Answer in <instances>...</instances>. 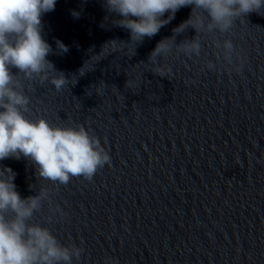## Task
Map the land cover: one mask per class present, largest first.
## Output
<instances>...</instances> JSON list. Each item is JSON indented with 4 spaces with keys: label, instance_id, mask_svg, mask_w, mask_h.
Listing matches in <instances>:
<instances>
[{
    "label": "clouds",
    "instance_id": "1",
    "mask_svg": "<svg viewBox=\"0 0 264 264\" xmlns=\"http://www.w3.org/2000/svg\"><path fill=\"white\" fill-rule=\"evenodd\" d=\"M56 3L57 0H0V161L23 157L34 165L40 179L67 185L73 177L91 181L99 169L110 166V156L99 138L83 125L53 126L43 118L28 119L25 113L29 111V97L17 74L11 71L18 69L27 81L50 80L57 91L68 85L69 79L47 59L52 47L43 36L42 17L54 11ZM103 4L108 13L115 14L113 24L130 33L128 44L135 46L156 36L181 8L191 6L189 18L173 29L171 37L160 40L149 55L154 73L160 76H166L170 69L159 60L169 56L174 48L177 54L199 57L200 33H228L238 18L264 10V0H103ZM73 16L78 17L79 13L73 12ZM189 28L195 30L196 36L177 44L176 36ZM55 42L61 53L68 52L62 41ZM119 44L125 43L108 41L102 51L106 46L118 50ZM215 46L236 73L243 71L242 58L237 56L238 63H234L232 40L225 39L222 44L217 41ZM206 67L211 71L216 64L209 61ZM53 72L57 74L52 75ZM15 176L10 167H0V264H73L74 258L78 261L82 247L62 244L48 227L32 222L43 201L50 198L49 191L41 189L38 195L21 197ZM57 211L63 215L62 210ZM107 264L118 262L108 258Z\"/></svg>",
    "mask_w": 264,
    "mask_h": 264
}]
</instances>
